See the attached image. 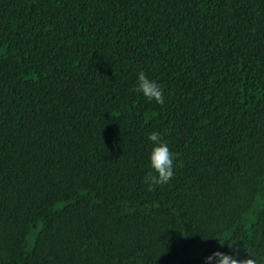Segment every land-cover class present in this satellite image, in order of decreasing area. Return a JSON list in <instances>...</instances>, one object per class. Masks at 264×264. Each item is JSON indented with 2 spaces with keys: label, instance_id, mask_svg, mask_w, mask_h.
Listing matches in <instances>:
<instances>
[{
  "label": "trees",
  "instance_id": "obj_1",
  "mask_svg": "<svg viewBox=\"0 0 264 264\" xmlns=\"http://www.w3.org/2000/svg\"><path fill=\"white\" fill-rule=\"evenodd\" d=\"M233 247L264 264V0H0V264Z\"/></svg>",
  "mask_w": 264,
  "mask_h": 264
},
{
  "label": "clouds",
  "instance_id": "obj_2",
  "mask_svg": "<svg viewBox=\"0 0 264 264\" xmlns=\"http://www.w3.org/2000/svg\"><path fill=\"white\" fill-rule=\"evenodd\" d=\"M136 91H139L149 100L158 104L165 103V96L161 85L150 78L143 70L137 73L135 84ZM159 131L153 130L148 133V140L151 143L149 152L151 172L145 175L144 183L151 186L155 184H165L174 176V154L170 151L167 142L161 138ZM238 247H233L231 253L214 251L205 257V264H256V260L250 255L249 258H239Z\"/></svg>",
  "mask_w": 264,
  "mask_h": 264
}]
</instances>
